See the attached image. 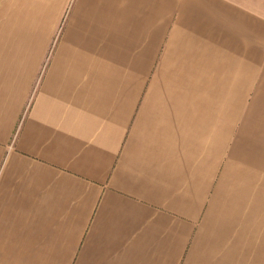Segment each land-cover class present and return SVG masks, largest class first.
Segmentation results:
<instances>
[{"label": "crops", "instance_id": "0c3cea01", "mask_svg": "<svg viewBox=\"0 0 264 264\" xmlns=\"http://www.w3.org/2000/svg\"><path fill=\"white\" fill-rule=\"evenodd\" d=\"M0 264H264V0H0Z\"/></svg>", "mask_w": 264, "mask_h": 264}, {"label": "rangeland", "instance_id": "374dc122", "mask_svg": "<svg viewBox=\"0 0 264 264\" xmlns=\"http://www.w3.org/2000/svg\"><path fill=\"white\" fill-rule=\"evenodd\" d=\"M255 113V115H258V114H256V112H254Z\"/></svg>", "mask_w": 264, "mask_h": 264}]
</instances>
